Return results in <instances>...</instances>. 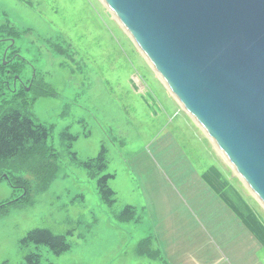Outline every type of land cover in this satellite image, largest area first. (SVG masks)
I'll return each mask as SVG.
<instances>
[{"label":"rangeland","instance_id":"1","mask_svg":"<svg viewBox=\"0 0 264 264\" xmlns=\"http://www.w3.org/2000/svg\"><path fill=\"white\" fill-rule=\"evenodd\" d=\"M12 110L49 129L50 166L0 161V264H264L202 175L216 167L264 218L263 206L102 0H0V114ZM35 228L69 248L24 245Z\"/></svg>","mask_w":264,"mask_h":264},{"label":"water","instance_id":"2","mask_svg":"<svg viewBox=\"0 0 264 264\" xmlns=\"http://www.w3.org/2000/svg\"><path fill=\"white\" fill-rule=\"evenodd\" d=\"M264 208V0H102Z\"/></svg>","mask_w":264,"mask_h":264},{"label":"trees","instance_id":"3","mask_svg":"<svg viewBox=\"0 0 264 264\" xmlns=\"http://www.w3.org/2000/svg\"><path fill=\"white\" fill-rule=\"evenodd\" d=\"M48 132L49 129L43 124L36 123L31 117L18 110L0 114V161L18 157L21 162L31 169L38 166L49 167L50 165L44 163L45 160L43 159L46 153L45 150H47ZM70 137L74 138L71 135ZM85 165L90 168L103 166L104 150L101 151L98 157L85 162ZM35 176H37V173H35ZM108 177H112V175L104 176L99 181V187L103 193L110 195V202H114L115 192L107 186ZM202 178L264 246V218L261 214L250 205L234 185L223 178L216 167H210L202 175ZM15 181H10L13 188H15ZM22 243L24 245L29 243L47 245L56 254H60L69 248L64 235L54 234L50 230L42 228L29 231L22 239ZM142 245H146V240L140 245V251ZM152 254L155 253L152 252ZM21 264H41L40 254H27L25 262Z\"/></svg>","mask_w":264,"mask_h":264},{"label":"flooded vegetation","instance_id":"4","mask_svg":"<svg viewBox=\"0 0 264 264\" xmlns=\"http://www.w3.org/2000/svg\"><path fill=\"white\" fill-rule=\"evenodd\" d=\"M10 47V46H9ZM13 48V47H12ZM7 52H8V50L6 49L5 51H4V53L5 54H3L4 56H6L7 55ZM11 56H10V58H9V60L6 62V64H5V68H6V70L5 71H9V70H7L8 69V65H9V61H10V59L13 57V56H16L17 55V53H16V50H14V49H11ZM25 85L26 84H23V87L25 88Z\"/></svg>","mask_w":264,"mask_h":264},{"label":"bare ground","instance_id":"5","mask_svg":"<svg viewBox=\"0 0 264 264\" xmlns=\"http://www.w3.org/2000/svg\"><path fill=\"white\" fill-rule=\"evenodd\" d=\"M122 25V24H121ZM123 27V26H122ZM218 149V148H217ZM219 150V149H218ZM222 155H223V153H222Z\"/></svg>","mask_w":264,"mask_h":264},{"label":"crops","instance_id":"6","mask_svg":"<svg viewBox=\"0 0 264 264\" xmlns=\"http://www.w3.org/2000/svg\"><path fill=\"white\" fill-rule=\"evenodd\" d=\"M205 181V180H204ZM206 182V181H205ZM210 187V186H209ZM222 201V200H221ZM223 202V201H222Z\"/></svg>","mask_w":264,"mask_h":264}]
</instances>
